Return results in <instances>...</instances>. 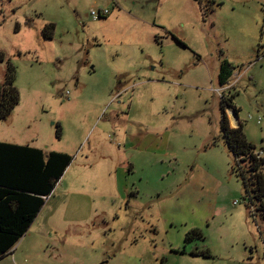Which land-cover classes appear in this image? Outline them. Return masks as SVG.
I'll use <instances>...</instances> for the list:
<instances>
[{
    "label": "rangeland",
    "instance_id": "374dc122",
    "mask_svg": "<svg viewBox=\"0 0 264 264\" xmlns=\"http://www.w3.org/2000/svg\"><path fill=\"white\" fill-rule=\"evenodd\" d=\"M0 54V141L72 158L0 264H264L218 95L264 160V0H1Z\"/></svg>",
    "mask_w": 264,
    "mask_h": 264
},
{
    "label": "trees",
    "instance_id": "16d2710c",
    "mask_svg": "<svg viewBox=\"0 0 264 264\" xmlns=\"http://www.w3.org/2000/svg\"><path fill=\"white\" fill-rule=\"evenodd\" d=\"M197 2L202 5L203 0ZM26 24L30 25L29 22ZM54 31L53 24L44 26L43 38L51 40ZM233 74V68L226 61L221 62L217 77L219 87L225 86ZM14 80V68L8 65L0 86V120L6 119L18 105ZM233 97L231 95L220 100L223 142L234 159L235 166H232L231 171L241 178L247 209L253 217L259 213L264 219V160L247 143L241 126L236 129L229 128L224 108H229L236 114L232 108ZM59 135L58 130L57 137ZM71 161L72 158L67 154L0 143V259L28 231ZM194 239H202L199 230L189 231L184 241L189 243Z\"/></svg>",
    "mask_w": 264,
    "mask_h": 264
},
{
    "label": "built area",
    "instance_id": "2783aa9c",
    "mask_svg": "<svg viewBox=\"0 0 264 264\" xmlns=\"http://www.w3.org/2000/svg\"><path fill=\"white\" fill-rule=\"evenodd\" d=\"M108 15H109V12H108L107 10H101V11H98L97 13H95V12H92V13H91V16L93 17L94 20H97V19H101V18L107 17ZM234 74H235V73H234ZM236 74H237V73H236ZM237 75H238V74H237ZM231 79H236V78L234 77V75H232V78H231ZM230 88H232V85H227L226 89H227V90H230ZM226 89L224 88V89H220V90L218 91V95H220L221 98H224L223 93H221V92L224 91V90H226ZM226 110L228 111V110H231V109L226 108ZM228 113L231 114V111L228 112ZM259 123H260V120L257 121V124H259Z\"/></svg>",
    "mask_w": 264,
    "mask_h": 264
},
{
    "label": "water",
    "instance_id": "95a60500",
    "mask_svg": "<svg viewBox=\"0 0 264 264\" xmlns=\"http://www.w3.org/2000/svg\"><path fill=\"white\" fill-rule=\"evenodd\" d=\"M196 1H200V0H196ZM230 111H231V114H232V116H233V118L235 120L236 127L238 128L239 127V124H238V120H237V115L234 113L233 110H228V112H230Z\"/></svg>",
    "mask_w": 264,
    "mask_h": 264
},
{
    "label": "bare ground",
    "instance_id": "6f19581e",
    "mask_svg": "<svg viewBox=\"0 0 264 264\" xmlns=\"http://www.w3.org/2000/svg\"><path fill=\"white\" fill-rule=\"evenodd\" d=\"M231 125L234 126L235 120L232 116V114H229ZM236 124V123H235Z\"/></svg>",
    "mask_w": 264,
    "mask_h": 264
},
{
    "label": "crops",
    "instance_id": "0c3cea01",
    "mask_svg": "<svg viewBox=\"0 0 264 264\" xmlns=\"http://www.w3.org/2000/svg\"><path fill=\"white\" fill-rule=\"evenodd\" d=\"M233 75H234V74H233ZM238 75H239V74H238ZM230 80H231V79H230ZM237 120H238V119H237ZM238 124H239V123H238ZM239 126H240V125H239ZM236 128H237V127H235L234 129H236ZM0 143L11 144V142H1V141H0ZM13 145H16V144H13ZM86 159H87V158H85V160H86ZM103 159H104V161H106L105 158H103ZM37 217H38V216H37ZM37 217H36V218H37ZM34 221H35V220H34ZM33 223H34V222H33ZM33 223H32V224H33ZM30 227H31V226H30Z\"/></svg>",
    "mask_w": 264,
    "mask_h": 264
}]
</instances>
